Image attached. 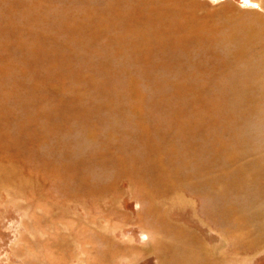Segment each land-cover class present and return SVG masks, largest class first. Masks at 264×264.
I'll use <instances>...</instances> for the list:
<instances>
[{"label":"rangeland","instance_id":"obj_1","mask_svg":"<svg viewBox=\"0 0 264 264\" xmlns=\"http://www.w3.org/2000/svg\"><path fill=\"white\" fill-rule=\"evenodd\" d=\"M174 1L183 8L189 27L197 31L225 29L228 21L254 16V24L259 26L260 41L264 40V0ZM154 5L160 10L164 0H0V90L11 91L5 99L0 98V106L4 108L3 112L7 113L4 117L10 122L9 130L11 133H17L20 140L25 132L24 126L30 125L27 118L29 113L38 114L35 119L40 124L68 123V127H64L69 129L68 132L64 130L65 132L56 133L47 143L54 145L58 140H63L69 144L67 149L63 148V152L65 149L64 153L71 154L73 150L72 154L75 156L83 155L87 149L93 147L91 144L94 142L137 145H144L147 140L155 142L160 146V168L169 175L174 169L182 167L178 169L181 178L177 179L180 189L176 186L173 191L171 187V190L167 187L158 191L159 196L154 201L157 212L200 235L203 241L214 248L221 241L225 244L231 239L240 243L243 239L238 235L231 238L227 232L220 230L227 228L231 223L220 220L221 215L216 212L230 205L244 216L249 212L247 209L262 206L264 197L261 198L259 192L264 191V184H244L238 192L222 195L210 189V181L223 176L225 171L237 170L238 167L241 169L243 164H251L256 155H264V138L255 142L249 139L252 135L262 134L264 126L262 123L256 126L257 123L254 122L257 121L249 116L242 122V128L246 130L241 128L239 134L231 119L230 125L232 124L233 128L227 127L230 128L229 131L227 128L211 130L206 126V122L210 120L201 119L199 114L194 113L193 119L196 123L199 122V127L204 122L203 125L207 129L201 126L198 128L201 132L189 131L186 138H179L181 133L178 127L165 124L168 123L165 116L169 117L168 115L174 113L171 111L172 107L170 110V107L165 110L162 108L163 99L158 96V83L170 80L166 91L173 94L175 84L188 82L189 70L202 71L204 75L195 74L196 82L207 84L187 96L191 97L188 98L193 101V108L204 110V105L198 100L202 95L217 90V84L212 82L213 85L210 84L212 86L209 88L208 82L214 79L219 69L217 66L221 65L218 52L223 56L226 51L220 42L213 43V48L207 43V37L217 36L212 33L213 30L208 33L201 32L202 35L197 34L183 48L168 51L158 48L144 50V47L140 46L142 37L138 32H142L145 27L136 24L129 29L127 23L149 21V17L156 11L144 9L147 15L145 16L142 9L143 6L153 8ZM159 26L152 25L148 29L161 28ZM133 29L136 30L135 33ZM131 31L133 33L129 35V40L123 41V37L127 38L125 32ZM167 38L168 36H165V39ZM262 46L264 47V43ZM245 51L250 52L251 47ZM169 56L173 58L167 59ZM165 66H173V69L167 70ZM178 67L183 72L182 76L175 70ZM167 92L165 95H168ZM207 108L208 106L206 111ZM54 110L66 113L62 116H51L47 113ZM236 116L237 114L233 118ZM20 123L23 124L20 126ZM85 124L94 131L93 141L83 132L82 126ZM145 130L146 134L143 135ZM231 131H235V135ZM219 136L221 139L234 137L228 155L219 150ZM243 136L247 139L240 141L239 138ZM186 146L192 149H187ZM137 150H134L135 154L146 153L142 148ZM174 150L182 152L181 155L178 154L177 157ZM60 151L62 152V148L56 152ZM39 152H43V149ZM220 154L223 155L221 158L224 161L217 159L211 162V166H196L197 162L201 161L203 164L205 159L212 160L213 156L214 159ZM53 155L60 156L56 153ZM180 156L189 158L193 164L183 168L184 163L182 159L179 160L182 158ZM0 157H9L12 166L8 172L11 176L23 178L27 175L33 178V182H28L26 186L23 184L19 191L23 194L18 200L20 202H11L10 189L0 186V264H161V256L153 249L160 224L153 221L155 216L145 213L150 201L148 195L151 193L148 185L145 186L141 181H135L134 177L127 175L115 177L117 171L114 168H107V172L103 173L100 163L92 162V177L95 181L104 184L113 181L115 177L114 187L102 195L99 203L98 200L91 203V198H84L76 205L75 201H66V198L69 199L68 190L63 184L47 182L46 173L39 167L40 161L32 162L25 151H15L3 157V148L0 147ZM248 168L250 167H245V171H251V168ZM192 169L196 171L191 172ZM193 172H197L196 176ZM202 173L203 176H199ZM193 176L195 179H192ZM202 179L208 180L203 183ZM162 180L169 181V178L163 175L161 182ZM11 189H14L13 185ZM142 192H145V196H142ZM26 205H29L28 208ZM89 220L92 221L90 228H81L79 232L76 230L85 224L84 221ZM260 222L264 224V217L254 225L258 226ZM68 234L72 239V245L68 248L69 255L60 258V242L55 245L50 243L55 238L67 237ZM104 250L113 253L105 256L102 253ZM236 257L235 264H264V247L248 255L237 254Z\"/></svg>","mask_w":264,"mask_h":264},{"label":"bare ground","instance_id":"obj_2","mask_svg":"<svg viewBox=\"0 0 264 264\" xmlns=\"http://www.w3.org/2000/svg\"><path fill=\"white\" fill-rule=\"evenodd\" d=\"M85 1L86 0H84V2ZM157 7L158 6H155L153 8H147V7L143 6L142 11L145 14V16H147V15L144 12V9H148L151 12L154 10L156 11L155 14H153L151 17H149V21L146 22V21L139 20L136 22L134 21V22H128L127 23L129 29L131 27L136 26V24H138L142 27H145V29L142 32H138L142 37L141 38L142 41H141L140 46H143L144 50L151 49V48H158L159 50H166L167 49V51H168V49L174 50V49H178L179 47L183 48L184 45L188 44V42L191 41L190 39H192L197 34L202 35V33H208V32L213 30V29L212 30H204L203 32L201 31L202 32L201 33L199 30H198L199 31L198 32L196 29L189 27V25L186 22V18H185L186 16L184 14L183 8L181 7V5L177 1L164 0V5L163 6L161 5V9L159 10ZM105 11H107V8ZM106 13H104V14H106ZM145 16H143V17L145 18ZM254 18L255 17L253 16V17H248V18H244L241 20H237V21H235V20H233L232 22L228 21L227 28L218 29V30L216 29V30L212 31V33L214 35H217V36L210 37V38L207 37L208 38L207 43L210 44L211 48H213L212 47L213 43L218 44L220 42L225 47L226 53H224L225 52L224 51L223 52L224 55L222 56V55H220V52H218V54H219L218 58L220 59L221 65L218 64L219 66H217V67L219 69L217 70L216 75H214V79L213 80L210 79V81L208 82L209 85L212 84V82H213V84H217V90L213 93L202 95V98H200L198 100V102H202V104L204 105V107H205L204 110H203V108L200 110L195 109L196 107L193 108L192 107L193 101L189 100V98H191V97L187 96L190 93H194V92L198 91L202 86H204L203 84H207L206 82L205 83H197L196 82L197 75L201 76V74H203L202 71L194 72V71L189 70L190 79H188L187 83H185V81L184 82L181 81V82H178V84H175V93H173V94H170L169 92L166 91V89L168 87L167 83H169L170 80L166 79V80H163L161 83H158V86H159L158 96L160 97V99L161 98L163 99V101L161 100V103H163L162 108L165 110V108L167 109L170 107L169 108V110H170L172 107L171 111L173 110L172 113H174L172 115H168L169 117L165 116V119L168 121V123L165 122V124H167V125L171 124L173 126L175 125L176 127H178V129L180 131L179 133H181V135L179 134V138H180V136L182 138H186V136H188V134H189V131L196 132L197 130L200 129L201 126L204 129H207V128L210 129L211 128V130L212 129L217 130L219 128L224 129V128L230 127L232 125V124L230 125V123H231L230 119L233 122V125L236 124V125H234V126H236L234 128L238 129V134H239V131L241 130V128L244 127V125L242 123L243 119L246 117L248 118L249 116H251L252 118H254L255 121H257V122H254V123H257L256 126L259 125L260 123H262L264 126V47L263 46L261 47V44L264 43L263 42L264 40L260 41L259 26L254 24ZM153 22H155V24ZM152 25H154V26L160 25L159 27H161V28H155V29L149 30L148 28ZM132 31L134 33L136 32L135 29H133ZM132 31L131 32H125V36L127 38L123 37L124 38L123 41L126 42L127 40H129V35H131V33H133ZM181 35H183V37ZM165 36L166 37L168 36V38L165 39ZM215 44H214V47H215ZM249 47H251V51L247 53L245 50H247ZM217 48H218V46H217ZM221 52H222V50H221ZM170 57L173 58L172 56H169V57H167V59ZM186 62H188V61H186ZM166 64H168V63L166 62ZM175 67H177V66H175ZM185 67H186V65H185ZM185 67H184V69H185ZM165 68L167 70L171 69V68L173 69V66L172 67H169V66L166 67L165 66ZM192 69L194 70V68H192ZM175 70L178 71V75L180 74V76H182L183 72H182V70L180 71L179 67L176 68ZM0 71H1V69H0ZM192 73H194V74H192ZM195 74H197V75H195ZM208 78H210V77H208ZM212 85H210L209 88H211ZM165 92H167L168 95H165ZM10 94H11L10 90H7V89H1L0 90V98L1 99H5ZM18 105H19V103H18ZM207 106H208V108L206 111ZM3 109L4 108L2 106H0V142H1L0 147L3 148V157L9 156V155L13 154L15 151H17L19 153L21 151H25V154H28V157H29L28 159H30L32 162L40 161L41 165H39V167H41L42 171H44L46 173L45 179L47 180V182L48 183L51 182L52 184H55V185L58 183H61L64 185L65 188H67V190H68L67 195L69 196V199L66 198L67 202L68 201H72V202L75 201L76 205H77V203H81V200H83L84 198H91L90 199L91 203L93 201H97V200L99 203L101 198H102V195L103 194L105 195L106 192H108L109 190H111V188L114 187L115 183H113V181H114L115 177H118V175L119 176L120 175L121 176L127 175L130 177H134L135 181H141L145 186L148 185L150 188L149 191L151 193H150V195H148L146 193L148 195L150 201H149V205H148V208L146 209L145 213H147V215H149V216H151V215L155 216V218H154L155 220H153V221H157L160 224V229L158 230V233L156 236L157 241L155 243V246H153V249L157 250L159 255L161 256V259H160L161 264H232V263L235 264L236 259H237V257H236L237 254L238 255H240V254L248 255L250 252H254L256 249H259L260 247L262 248V246L264 247V236H263L264 235V224L262 222H260L258 226L254 225V223H256L257 221L258 222L261 221L262 218L264 217V204L262 206H259V207H251L250 209H247V210H249V212L247 211L248 213L245 214L244 216L240 215L239 211L237 209H235L234 206H230V205L224 206V207L220 208L219 210H217L218 212H216V213L221 215L220 220H222L226 223H231L230 225H228L227 228H221L220 230L227 232L228 235H230L229 237H231V238L238 235L240 238L243 239V241H241L239 243V241L236 242L237 241L236 240L235 242H233V240L231 239L230 242L225 243V244L221 241V243H218L215 248L213 245H210V244L206 243L205 241H203L202 238H200L201 237L200 235H196L191 230L186 229L185 227L178 225V223H174L172 219H171L172 221H170L169 217L164 216L165 214L162 216L161 213L157 212L158 211L157 206H155V202H154L155 198L159 196L160 191H162L163 189H167V187H168V189H170L169 187H171V189H172V190L170 189L171 191H173L175 189V187L177 186V181L179 180L178 178H181L180 177L181 175H179L180 171L178 169H180V168L182 169V167H179L177 170L174 169L173 172H171L169 175L162 168H160V164L162 162V157L160 156V153L158 150L159 145L156 144L155 142H150L149 140H147L145 143H143L144 145H140V143H138L139 145H137V143H134V144L122 143V144H120V143H104V142L103 143H95L94 142L91 144V146H93V147L91 149L90 148L87 149L86 152L83 153V155L79 154V155L75 156L74 154H72V152H74L73 150H72V152H70L71 154H69V152L64 153L65 149L63 152V148L69 145V144H66L65 142H63V140L62 141L58 140L56 143H54V145H50L49 143H47L48 139H50V137H55L54 135L56 133L62 132V131L65 132L64 130H67V129H64V127H68L67 126L68 123L66 124V123L59 122V123L55 124V123L51 122L52 124H50V122L49 123L46 122L48 124H46V123L40 124L39 121H36V119H35L38 116V114H32L31 115L29 113V114H27V118L30 122V125L24 124L25 125L24 126L25 132L22 136V140H20V138H18V136H17V133L16 134L11 133V131L9 130L10 122H9L8 118L4 117V115L7 113L3 112ZM116 110H118V109L116 108ZM47 113H49V115H51V116H52V114L53 115L56 114L57 116H62V114H65L66 112H63L61 110H54V111H50ZM194 113L199 114L201 119H204L206 121H207V119L210 120V121L206 122L207 128H205L206 126L203 125L204 122L199 127V125L197 124L199 122L196 123L195 120L193 119ZM236 114H237V116L233 118V116ZM23 121L26 122V120H23ZM23 123H20V126ZM250 123H252V122H250ZM193 125H195V126H193ZM82 127H83V132L85 133V136L87 138H90L93 141L92 134L94 133V131H93L92 127H89L88 124H85ZM231 127L233 128V126H231ZM250 127H252V126H250ZM223 129H222V132H223ZM229 129H228V131H229ZM235 129H233V130H235ZM243 129L246 130V128H242V130ZM68 130H67V132H68ZM174 130H172V131H174ZM156 131H158V130H156ZM225 131H227V130L225 129ZM263 131H264V129H263ZM233 132L235 133V131H233ZM234 133H233V135H235ZM142 134L145 135L146 130L143 131ZM172 135H174V134H172ZM240 135H242V133ZM257 135H255V136L252 135L251 137H249V139L250 140L253 139V142H255L259 138H264V132L262 134H257ZM220 137L221 136H219V138H217V144H218L220 152H221V150H223L225 152V154H227V153L229 154L231 144H233L232 143V141H233L232 137L233 136H231V137L229 136V138H227V139H221ZM238 137H239V135H238ZM192 138L193 137H191V139ZM177 139H178V137H177ZM194 139H196V138H194ZM239 139H240V141H243V140H246L247 138L243 136V137H240ZM199 142H201V141H199ZM69 143H71V142H69ZM47 144H49V146H47ZM84 145H85V143H84ZM198 146H199V144H198ZM204 146L206 147V145H204ZM172 147H174V146H172ZM201 147H202V145H201ZM41 148L43 149V152H39L41 150ZM61 148H62V152L61 151H60V153L56 152V151H59ZM141 148L144 149V152L146 151L145 154L140 155V154L134 153V150L141 149ZM188 148L189 147H187V149ZM200 148H199V150H200ZM66 149H67V147H66ZM163 149H161V150H163ZM189 149H192V148H189ZM174 151H175V155L177 157H178V154L181 155L180 153H182L180 151H178V152L176 150H174ZM199 152H201V151H199ZM202 152H203V149H202ZM54 153H56L57 155L59 154L60 156L55 157L53 155ZM231 154H233V153L231 152ZM165 155H168V154H165ZM199 155H200V153H199ZM188 156H189V154H188ZM222 156L223 155H221V154L219 156L217 155V157H215L214 159H213V157H214L213 156L212 160H210V158L209 159L204 158L206 161L205 162L203 161L204 162L203 164L201 161L197 162L196 166L197 167L203 166V165H204V167L211 166L210 164L214 160L218 159V161L219 160L222 161L223 160V158H221ZM180 157H182V158H180L179 160L182 159V161L184 163L183 168L185 165H188L192 162L187 157L186 158H183V156H180ZM197 157H199L198 154H197ZM206 157H208V156H206ZM209 157H211V156H209ZM163 158H165V157H163ZM202 158H203V156H202ZM194 160H196V158ZM198 160H200V158H198ZM164 161L166 162V160H164ZM252 161H253V159H252ZM92 162H99L100 166L102 168L101 170H103L102 171L103 173L107 172L106 171L107 168H114L115 171H117L116 172L117 174L115 173V177H113V181L106 182L104 184L99 183L98 181H95V179L92 177L93 176V170H94ZM165 162H164V164H165ZM247 163H249V162H247ZM191 164H193V163H191ZM213 164H212V167H213ZM11 166L12 165L10 164L9 157L8 158H1L0 157V186H2L4 188L7 187L8 189H10L12 194L10 195L9 200L11 202H15V201H18L20 199V195L22 193H20L19 191H21L23 184L26 186L28 182H31V181L33 182V180H32L33 178H30L27 175L26 176L23 175L25 178L23 176H22L23 178H17L16 176H14V177L11 176L10 175L11 173L9 174V172H8L10 170ZM245 167H250L251 171H245V169H244ZM35 168H37V165L35 166ZM188 168H190V167H188ZM188 168H185V169L188 170ZM250 168H248V169H250ZM192 171H196V170L192 169L191 172ZM202 171H204V169H202ZM199 172L201 173V170ZM182 173H184V172H182ZM193 173H195V172H193ZM196 173L194 174L195 176H196ZM246 174H249L248 177L244 176ZM163 175L168 176L169 181H163L162 180L163 182H161V177ZM199 176H203V173ZM249 177L251 179H248ZM211 178H213V177H211ZM239 178H241V180H239ZM192 179H195L194 176ZM204 180H203V183L207 182L208 179L206 181H204ZM188 181H189V179H188ZM250 183H253L255 185L264 184V155H262V156L256 155L254 161L251 164L250 163L245 164V165L243 164V166H241V169L238 167L237 170L225 171V173L221 177H219V176L215 177L213 179V182L210 181V189L215 190L222 195H227V194L230 195L231 193L234 194L235 191L238 192V190L242 187V185L250 184ZM188 184H189V182H188ZM12 185H13L14 189H11ZM190 185H189V187H191ZM262 186H264V185H262ZM177 187H178L177 189H180L179 186H177ZM205 188H207V187H205ZM194 189H195V187H194ZM246 190H247V187H246ZM247 191H244V192H247ZM256 191H253V192H256ZM250 192H249V194H250ZM259 195L261 198L264 197L263 196L264 191L261 190L259 192ZM142 196H145V192H142ZM262 200L264 201L263 198H262ZM18 202H20V201H18ZM254 202H255V199H254ZM22 204H24V203H22ZM157 204H158V202H157ZM36 205H37V202H36ZM257 205H258V203H257ZM26 206L28 208L29 205H26ZM57 206H58V204L56 205V207ZM82 207H83V205H82ZM66 208H68V206ZM32 211H35V210H32ZM36 211L38 212V210H36ZM156 212H157V214H156L157 216L155 215ZM67 214H69V213H67ZM74 215H73V217H74ZM37 218H39V217H37ZM43 218H45V217H43ZM35 221H36V219H35ZM91 222H90V220L84 221L85 224H83V225L79 224L80 227H78L76 230L79 232V230H81V228H82V230H84L85 228H90ZM224 225H226V224L224 223ZM51 226H52V224H51ZM249 226H251V227H249ZM93 228H94V226H93ZM69 231H71V230H69ZM68 235H67V237L61 236L62 238H59V239L55 238V240L50 243V245L51 244L55 245V243L58 244L60 242L59 243V247H61V248H59L60 258L67 257V255H69L68 254V248L70 245H72L71 244L72 239L70 238V235L69 236ZM261 235H262V237H260ZM222 238H223V236H222ZM87 241H88V239H87ZM87 243H85V244H87ZM102 253L105 256H109L113 252L109 251V250H104ZM83 264H86V263H83Z\"/></svg>","mask_w":264,"mask_h":264}]
</instances>
